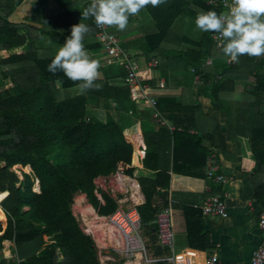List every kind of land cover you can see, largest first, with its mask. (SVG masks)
Returning <instances> with one entry per match:
<instances>
[{
	"label": "trees",
	"instance_id": "obj_1",
	"mask_svg": "<svg viewBox=\"0 0 264 264\" xmlns=\"http://www.w3.org/2000/svg\"><path fill=\"white\" fill-rule=\"evenodd\" d=\"M56 1L61 7L57 23L49 26L43 22L44 27L40 29L26 21H39L41 17L27 16L22 20L15 17L18 8L29 3L0 0V202L5 198L0 210L6 216L5 225L0 221L1 248L4 241L12 242L18 264H100L95 242L81 229L73 214V205L76 195L81 193L100 216L114 213L116 201L106 193H102L104 204L98 199L95 179L115 173L137 180L141 185L145 202L138 211L144 229L154 230L147 237L154 241L156 248L157 215L169 205L172 166L206 167L213 153L204 145L205 135L191 133L188 126L196 118L199 105L186 102L182 98L184 94L178 97L166 84L158 87L157 73L167 78L171 74L190 78L198 94L210 96L220 108L226 104L225 111L230 118L227 133L232 139L231 116L247 112L241 124L244 126L254 102H259L260 111L249 136L253 162L250 161L248 171L253 168V197L264 202V57L243 55L239 63L229 62L217 48L216 33L207 32L200 40L172 38L170 33L179 17L195 21L201 11L225 12L220 0L215 3L170 0L167 6L149 5L146 9L156 31L145 34L144 43L138 47L139 54L131 56L144 61L159 59L157 67L141 72L142 83L149 86L147 93L157 99L163 116L171 124L183 127L174 131L161 125L157 129H145L147 124L159 123L144 101L131 99L121 67H101L102 79L97 83L102 88L85 94H80L76 83L62 72L53 75L47 71L54 56L48 49L36 47L43 35L62 46L71 26L83 22L91 29L84 39L85 48L89 53L102 50L97 40L85 43L96 31L93 19L81 21L83 9L90 3ZM35 31L39 32L34 34ZM21 46L23 50H19ZM4 51L6 55L1 54ZM209 57L213 58L212 66L203 69ZM94 58L102 62L98 56ZM198 75L203 76L201 84L196 82ZM238 86L243 89L239 99L234 96ZM246 98L250 100L248 105L240 101ZM101 100L108 108L113 105L121 113V121L109 114L105 121L96 116L90 108ZM244 135L248 136L246 129ZM219 136L225 149L226 137L220 129ZM136 149L146 152L143 169L132 165ZM133 162L137 165L138 159ZM14 166L33 171H22L20 179ZM38 178L41 193H38L39 181L38 192L35 191ZM159 196L165 200L164 207L155 204ZM183 212L189 245L200 250L212 248L214 244L209 235L203 232L202 212L189 207H184Z\"/></svg>",
	"mask_w": 264,
	"mask_h": 264
},
{
	"label": "crops",
	"instance_id": "obj_2",
	"mask_svg": "<svg viewBox=\"0 0 264 264\" xmlns=\"http://www.w3.org/2000/svg\"><path fill=\"white\" fill-rule=\"evenodd\" d=\"M41 1L42 0H24V3L26 2L29 4L18 8L15 17L20 20L27 16L41 17L42 19H39L40 22L26 21L27 23H31L40 29L41 27H44L42 25L43 22L47 23L49 26L54 25L59 19L58 14L61 12L60 5L56 0H45L44 3L40 5ZM69 1L71 0H63V3L68 4ZM147 7L138 15L129 18V25L125 31H119L116 28L110 27L111 30L120 37L123 46L128 47V52H131L132 55L139 54L140 51L138 47L144 43L145 34H147V30H145L147 25L140 23L145 19L144 13L147 12ZM136 29L137 33H141L138 36L139 41L137 39L135 40V35H132ZM38 32L39 31H35L34 34ZM95 36L87 38L85 43L95 41ZM44 37L48 36L43 35L42 38L36 42V47L40 50L46 49L45 43H38L40 40H43ZM121 37H126V40ZM23 48L24 47L21 46L19 50H23ZM1 54L6 55L7 53L4 51L1 52ZM89 54L92 56V53ZM156 78L158 79V87L160 82H164L169 90L174 94L176 93L178 97H182V94H184L186 96L182 98L186 102H194L199 105L196 118L192 120L188 126L191 128V133L205 135L206 138L204 145L213 151L211 155L214 156V160H217L214 162L219 166L220 172L229 179V182L226 185H218L207 179L206 167L192 168L189 166L182 167V165H178L175 168L174 165L172 166V169L169 172L172 177L171 190L168 198L169 205L166 206V208L172 209L171 223L172 229L175 233V255L178 264H207V260L213 253L218 255V262L216 264H252L251 256L253 250L259 246L262 240L264 241V231L259 227L260 215L264 213V202L258 201L253 197V168L248 171L251 165L250 161L253 162V155L249 146V136L252 130L254 118L260 111L259 102H254L251 112L247 115L244 126H241V124L244 120V115L247 114V112H241L240 116H237V114L231 116V120H234L233 126H231V135H233L232 139L227 133V121L230 118H228V113L225 111L227 107L226 104L220 108L212 101L210 96L198 94V89L196 88L194 81L181 74L176 76H172L171 74L169 78H167L162 77L159 73V76H156ZM238 88H236V93L234 95L237 99H239L240 93L243 90L241 86H238ZM70 92L73 95V92ZM240 101L243 102V104L245 103V105H248L250 102L247 98ZM106 104L107 103L104 100H101L98 105L95 107L93 106L94 108L91 110H93L96 113V116L102 121L106 120L108 114L116 121H121V113L114 109L113 105L108 108ZM147 110L152 112V108L149 106ZM234 113L236 112L234 111ZM133 120L134 122H137L138 119L133 118ZM172 125L176 127V129L183 128L176 123H172ZM159 126L160 124H154L156 129ZM219 129L226 137L227 147H225V149H223L224 144L219 136ZM244 129L248 132L247 137L244 135ZM237 137L238 140L235 139ZM145 155V151L136 149L133 154L132 165L143 169V159L145 158ZM136 158L138 159L137 165L133 162ZM111 175L112 174L108 176L111 177ZM108 176H99L96 178V186L102 182L103 177ZM125 177L139 184L137 180L128 176ZM225 192L227 193V197L224 198L228 211L227 218H222L220 216H205L200 212L202 215L201 222L203 224V232H206L209 235L210 241L214 244V246L204 250L190 246L187 239V225L183 208L189 207L200 211L201 207L208 199L215 195H223ZM38 193H41V190ZM139 194L141 198L140 202H136L131 196V203L135 201L136 204H138V207L145 202V197L141 189ZM80 197H84V206L90 205L86 195L78 193L77 198L75 199V204L73 205V214L77 220L78 215L83 218L82 225H80V227L83 232L87 234L85 232L86 224L93 226V223H98L97 217L99 214L92 207V205H90L94 209L95 215L97 214L96 219L93 221L94 216H84L80 208L77 206V199ZM164 203L165 200L163 197L159 196L155 199V204L161 207H164ZM0 221L5 225L6 216L5 221ZM92 230L94 232V236L90 234L87 235L95 242L100 264H122L123 258L120 252L112 251L111 249H103L106 248V245L108 246L107 240L109 239L106 237L110 236L109 233L107 234L105 229L101 228L98 224L93 226ZM145 235L147 240V236L151 234L147 235L145 229ZM7 243L9 244V250L11 253L9 258H7L4 253L6 247L5 245H7ZM2 246L3 248L0 247V251L3 255V261L1 264H18V259L13 252L15 245L10 241H4ZM157 249H160V254ZM151 251L157 255L168 254L167 250H163L157 245L156 249H151ZM113 253L118 254V257L113 255Z\"/></svg>",
	"mask_w": 264,
	"mask_h": 264
},
{
	"label": "built area",
	"instance_id": "obj_3",
	"mask_svg": "<svg viewBox=\"0 0 264 264\" xmlns=\"http://www.w3.org/2000/svg\"><path fill=\"white\" fill-rule=\"evenodd\" d=\"M91 2V0H86ZM218 0H212L210 3H215ZM221 4L227 12L231 6V1L220 0ZM218 34L214 36L215 43L218 47ZM96 40L102 44V51L105 58L102 59L103 66H118L125 72L126 82L130 87L131 99L133 101H144L154 111V118L157 119L161 126H167L172 131L176 130L159 111L158 101L155 97L147 93L149 86L142 83L141 72L146 68H155L159 65V59L153 58L148 61L143 59H135L123 46L120 37L111 30L110 27L97 28ZM213 58L209 57L203 65V69L212 66ZM203 76L196 77L197 84L203 83ZM165 83L160 82L159 87H164ZM207 179L218 185H226L229 179L220 172L219 166L214 162V156H210L206 165ZM134 181L116 174L115 179L111 182V178L103 177L102 182L97 184L95 191L98 199L104 204L102 193H106L117 203V209L109 216H98V225L105 229L109 237L106 238L108 246L103 249H111L112 251L120 252L123 261L122 264H178L175 255V233L172 229L171 216L172 209L165 208L157 215V223L159 226L158 244L161 249L168 251L166 255H157L149 248L146 240L145 229L141 215L138 211V204L135 201L128 205V199L121 198L117 193L124 195L130 193L133 197L135 191L132 188ZM135 189L140 192V184H135ZM101 190V191H100ZM227 197L225 192L223 195L213 196L206 201L201 207L200 211L205 216H220L222 218L228 217L227 206L224 198ZM259 227L264 231V213L260 215ZM93 226L86 224L85 232L94 236ZM3 261V255L0 251V264ZM218 262V255L213 253L207 260V264H216ZM252 264H264V241L262 240L259 246L253 250L251 256Z\"/></svg>",
	"mask_w": 264,
	"mask_h": 264
},
{
	"label": "clouds",
	"instance_id": "obj_4",
	"mask_svg": "<svg viewBox=\"0 0 264 264\" xmlns=\"http://www.w3.org/2000/svg\"><path fill=\"white\" fill-rule=\"evenodd\" d=\"M165 3L166 0H91L81 13V21L93 19L97 28L125 31L130 17L149 5L159 7ZM195 27L218 34V47L229 62L239 63L243 55L264 57V0H231L227 12L201 11L195 18ZM90 31L86 23L72 25L70 35L47 66L53 75L62 72L76 83L80 94L102 88L97 83L102 79L101 62L92 58L84 45Z\"/></svg>",
	"mask_w": 264,
	"mask_h": 264
},
{
	"label": "rangeland",
	"instance_id": "obj_5",
	"mask_svg": "<svg viewBox=\"0 0 264 264\" xmlns=\"http://www.w3.org/2000/svg\"><path fill=\"white\" fill-rule=\"evenodd\" d=\"M170 2V0H166V3L165 4H162V5H160L159 7H164V6H167L168 5V3ZM144 17H145V19L142 21V22H140L141 24H144V25H147V28H145V30H147L146 32L147 33H151V32H154V31H156V27H155V24H154V22H153V20H152V18H151V16H149L148 14H147V12H145L144 13ZM143 30H144V28H143ZM144 30V31H145ZM170 33L172 34V38H174V37H186V38H191V39H193V40H200L205 34H206V32H201L200 30H198L196 27H195V21H193L192 19H189V18H186V17H179L176 21H175V23H174V25H173V27L171 28V30H170ZM141 33H137V29L134 31V33H132V35H135L136 36V38H135V40L137 39L138 40V36L140 35ZM130 35V34H129ZM128 35V36H129ZM122 39H124V40H126V37H121ZM139 41V40H138ZM38 43H45V47H46V49H48V51H50V54L51 55H53V56H55V54L57 53V51H58V49L61 47V45H59V44H56V43H54V42H52L51 40H50V38L49 37H44V39L43 40H40V42H38ZM185 45V44H184ZM131 55H132V53L131 52H129ZM93 56L95 57V56H98L100 59H103V58H105V54L103 53V51L102 50H100V51H98V52H96V53H92V58H93ZM101 65H102V63H101ZM102 67H103V65H102ZM157 76H159V73H157ZM4 84H6L7 85V87L9 86V83H4ZM2 88V86L0 85V89ZM238 89H240V88H238ZM139 105H141V104H139ZM94 107H95V105H94ZM93 106H91V108L90 109H92V108H94ZM146 128H148V130H152V129H154V125H152V124H147L146 126H145V129ZM13 170L19 175V177H21L22 178V171H24V172H29V171H25L24 170V168H22V167H13ZM30 172H32V171H30ZM115 176H116V174H112L111 175V182H113L114 181V179H115ZM20 178V179H21ZM37 188H38V181H37V183H36V185H35V191H37ZM38 192V191H37ZM78 195V194H77ZM77 195H76V197H75V199L77 198ZM117 195H119L121 198H125V199H128V201L127 202H129L128 204H131V200H132V197H131V194L130 193H125L124 195H122V194H120V193H117ZM75 204V203H74ZM77 212V211H76ZM78 214V213H77ZM82 217L80 216V215H78V221H79V224L80 225H82ZM2 220V219H1ZM2 221H5V219L3 218V220ZM147 240H148V245H149V248H151L152 250H154V249H156L155 248V244H154V241H152L151 240V238H147ZM5 250H6V253H7V255H8V252H9V255H10V250H9V247L6 245V247H5ZM4 250V251H5ZM8 251V252H7ZM8 255V256H9ZM11 256V255H10Z\"/></svg>",
	"mask_w": 264,
	"mask_h": 264
},
{
	"label": "bare ground",
	"instance_id": "obj_6",
	"mask_svg": "<svg viewBox=\"0 0 264 264\" xmlns=\"http://www.w3.org/2000/svg\"><path fill=\"white\" fill-rule=\"evenodd\" d=\"M25 171H33V170H25ZM21 178V177H20ZM135 184H137L136 182L134 183V185H132V188H133V190L135 191V193L133 194V198H134V200L136 201V202H140L141 201V198H140V192L137 190V189H135ZM86 200V199H85ZM83 202H84V197H80L79 199H77V206H78V208H80V210L82 211V213H83V215L84 216H87V215H90V216H94V218H93V221L96 219V215H95V213H94V209L90 206V205H88V206H84L83 205ZM88 217V216H87ZM0 218L3 220V218L5 219V215H4V212L3 211H1L0 210ZM93 226H96V223H93L92 224ZM6 246V245H5ZM7 246L9 247V244L7 243ZM8 252V251H7ZM4 253H5V256L7 257V258H9L10 257V255H11V253H10V255H9V252H8V255H7V253H6V250L4 251Z\"/></svg>",
	"mask_w": 264,
	"mask_h": 264
},
{
	"label": "water",
	"instance_id": "obj_7",
	"mask_svg": "<svg viewBox=\"0 0 264 264\" xmlns=\"http://www.w3.org/2000/svg\"><path fill=\"white\" fill-rule=\"evenodd\" d=\"M29 173H30V172H29ZM37 181H39V188H40V190H41L40 179L38 178ZM4 199H5V198H4ZM4 199H3V200H4ZM153 231H154L153 229H149V228H148V229H146V234H147V235L152 234ZM113 255H115L116 257H118V254H116V253H113Z\"/></svg>",
	"mask_w": 264,
	"mask_h": 264
}]
</instances>
